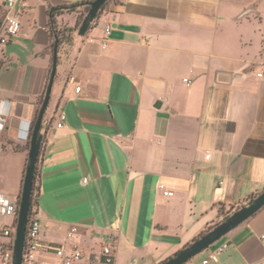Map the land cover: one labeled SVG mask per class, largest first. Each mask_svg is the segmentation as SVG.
<instances>
[{"label": "crops", "instance_id": "1", "mask_svg": "<svg viewBox=\"0 0 264 264\" xmlns=\"http://www.w3.org/2000/svg\"><path fill=\"white\" fill-rule=\"evenodd\" d=\"M6 1L21 29L0 52V191L17 201L54 61L52 8L75 28L40 131L42 246L26 264L74 249V264H101L110 242L116 264H160L264 190V0H110L84 35L83 8L61 7L86 0ZM17 220L0 215V256ZM220 239L211 264H264V207Z\"/></svg>", "mask_w": 264, "mask_h": 264}, {"label": "water", "instance_id": "2", "mask_svg": "<svg viewBox=\"0 0 264 264\" xmlns=\"http://www.w3.org/2000/svg\"><path fill=\"white\" fill-rule=\"evenodd\" d=\"M107 2V0H91L90 8L86 13L81 25L78 29L79 34L84 35L96 19L99 10ZM58 46L54 47V61L50 72L44 99L37 119L34 124L33 134L31 137L28 162L24 177L23 189L19 201L18 220L15 231V239L13 245L12 264H24V249L27 235V228L30 218L31 202L33 197V186L36 177L37 161L40 157L43 135L40 132L44 115L49 106L52 87L57 72ZM160 105V102L159 104ZM264 207V190L257 196L253 197L247 205H244L216 224L200 237L194 239L180 251L170 256L160 264H185L196 255L209 248L216 241L242 223L244 220L252 216L258 210Z\"/></svg>", "mask_w": 264, "mask_h": 264}, {"label": "built area", "instance_id": "3", "mask_svg": "<svg viewBox=\"0 0 264 264\" xmlns=\"http://www.w3.org/2000/svg\"><path fill=\"white\" fill-rule=\"evenodd\" d=\"M125 2L126 0H121ZM15 0H7V6H13ZM21 29V21L18 14L11 12L10 10L4 11L0 13V52L6 47L10 41L17 36ZM111 30V26L108 25L105 29L106 34H109ZM103 46H106V43H103ZM257 76L264 80V67L257 72ZM185 81L190 84V80L188 78ZM77 91H80V87L77 88ZM65 114L61 112L59 114L58 120L56 122L57 128H62L64 126ZM83 182H88V177L83 178ZM158 188L165 195L172 196L174 194L173 191L169 190V188L163 183L159 182ZM18 208L19 202L13 199L11 196L6 193L0 191V215L2 216H18ZM76 230V228H73ZM3 233L6 236H10L12 231L9 227H6L3 230ZM15 239V230L13 232V244ZM41 222L37 216L32 215L29 219L25 249H24V264L34 258L35 252L39 247L42 246L41 242ZM214 245V244H213ZM211 245L210 247H212ZM49 247V246H47ZM209 247V248H210ZM228 247V243L225 242L222 245L211 248L209 254L203 258L198 264H211L213 261L219 260V255ZM83 254L80 250L74 249L71 252L64 253L62 260L59 264H74L76 261L82 259ZM13 258V248L4 250L0 256V264H12ZM44 264H51L49 262H45ZM101 264H116V254L115 249L110 242L109 244H105L102 251V260Z\"/></svg>", "mask_w": 264, "mask_h": 264}, {"label": "trees", "instance_id": "4", "mask_svg": "<svg viewBox=\"0 0 264 264\" xmlns=\"http://www.w3.org/2000/svg\"><path fill=\"white\" fill-rule=\"evenodd\" d=\"M90 1L91 0H86V1H81V2H77V3H74V4H71V5H68V6H63L61 7V9H67L69 11H74L76 10L77 8H83V12L82 14L80 15L79 19H80V23L82 22V20L84 19L86 13L88 12L89 8H90ZM108 1L110 0H107V2L102 6V8L99 10L98 12V15L97 17L99 16V14L102 12V10L106 7ZM57 9L56 8H52V23H51V28H52V31L55 35V43L53 45V47H55V44L57 43V46H58V49L60 47V44L64 41V40H69L70 39V35L72 33L73 30H75V28L73 27H67V26H60V24H58L57 20H56V15H57ZM96 17V18H97ZM94 22V21H93ZM92 22V23H93ZM91 23V24H92ZM57 61H58V57H57ZM2 65V62L0 61V67ZM43 99H44V95L40 97L39 99V108L41 107L42 105V102H43ZM38 112H39V109H38ZM38 112H37V115H38ZM37 115H36V118L32 124V128H31V136H30V141H29V146H30V143H31V137H32V134H33V128H34V124H35V121L37 119ZM42 155V147H41V152H40V156ZM39 162H40V157L37 161V169H36V177H35V180H34V186H33V197H32V202H31V210H30V218L31 216L33 215V207L34 205L36 204L37 202V193L39 191V181H40V173H39V169H38V165H39ZM251 198H249L247 200V202L250 201ZM20 201V200H19ZM18 201V202H19ZM241 206L243 205H238V206H231L230 209L228 211L225 210V208L222 206L220 208V211H221V214L223 216V218H226L228 217L230 214H232L234 211H236L237 209H239ZM29 218V219H30ZM215 226L214 225H211L208 227V229H206L204 232H202L198 237H200L201 235H203L204 233H206L208 230H210L211 228H213ZM197 237V238H198Z\"/></svg>", "mask_w": 264, "mask_h": 264}, {"label": "rangeland", "instance_id": "5", "mask_svg": "<svg viewBox=\"0 0 264 264\" xmlns=\"http://www.w3.org/2000/svg\"><path fill=\"white\" fill-rule=\"evenodd\" d=\"M37 193V192H36ZM36 205V204H35ZM35 205H34V207H33V209H35ZM221 239H219L218 241H220ZM218 241H216L215 243H217Z\"/></svg>", "mask_w": 264, "mask_h": 264}]
</instances>
